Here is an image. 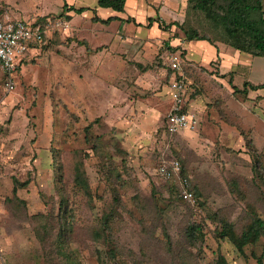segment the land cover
<instances>
[{"label":"rangeland","instance_id":"obj_1","mask_svg":"<svg viewBox=\"0 0 264 264\" xmlns=\"http://www.w3.org/2000/svg\"><path fill=\"white\" fill-rule=\"evenodd\" d=\"M0 1L26 18L62 21L16 68L12 90L0 70V264H264V234L243 251L220 236L222 220L238 232L264 220V89L236 91L244 71L221 78L219 60L187 61L188 102L196 98L200 123L172 138L168 55H188L181 29L178 47L151 40L83 72L95 61L59 15L70 0ZM252 59L248 77L264 83V56ZM91 103L99 104L93 116ZM166 157L183 161L193 202L158 175ZM77 164L88 191L75 182Z\"/></svg>","mask_w":264,"mask_h":264},{"label":"crops","instance_id":"obj_2","mask_svg":"<svg viewBox=\"0 0 264 264\" xmlns=\"http://www.w3.org/2000/svg\"><path fill=\"white\" fill-rule=\"evenodd\" d=\"M90 1L91 0H75L74 3V0H70V4H68L69 7H87L89 9H86L82 13H77L72 9L64 12L66 21H68L72 27L76 28V34L80 36L79 39L86 40V44L83 45V48H85L84 50L90 49L86 53L91 56V61H95L91 64L90 59H88L90 64H86L83 68V72L104 69L103 63L99 65V60L103 62L104 55L111 52L114 54L115 50L122 49L123 52H129V48H136L139 44V47L149 48V45L152 44L151 40L156 41L157 39L166 41L167 43L169 42V44L174 47L180 45L181 36L177 37L175 33L177 30L181 29L178 23L182 24L186 19L188 0H126L125 10L123 12L116 11L109 7H101L98 5V0H92L94 2ZM2 2H6L8 5L11 3L13 5H18L9 0H2ZM4 12L12 18L30 19L29 17L26 18L30 12H25L22 9L21 11L14 10L9 12L5 10ZM36 15L47 16L48 14H39L36 12ZM111 16H115L116 19L110 21L108 24H103L95 20L96 17L107 19ZM48 38H52V31L49 32L47 39ZM43 45L44 44H39L30 48L26 55L19 61L18 66L33 58V56H37L41 52ZM86 45H88V48ZM187 48L188 55L184 56V63L186 64L188 61L187 65H195L194 62H201V65L207 66L214 60H219L217 66L219 67V76H221V78H225L226 74L232 72L235 68H240L244 71V75L242 76L244 83L248 81L250 85L264 84L254 83L249 79L250 77H248L252 67V58L262 56H254L246 52H241L222 43L211 44L205 40H193L188 44ZM171 53L168 55V64L170 62ZM133 54H135V51ZM70 62L73 63L71 60ZM116 66L117 65L114 67ZM69 68H72V64L69 65ZM83 85L87 87L90 86L88 83L84 82ZM262 89L264 88L256 89L255 91L261 92ZM88 90H86L88 94L92 93L90 89ZM251 91L252 89H249L248 93ZM170 92V86H168L167 98L169 109L172 105ZM83 93L85 92L82 91L81 94L83 95ZM196 104V98L188 102L189 108L197 114L199 120ZM98 105V103H96V105L95 103H91V106L88 105L92 116L94 113L99 112ZM165 133L168 135L166 130ZM195 133L196 132H194V134Z\"/></svg>","mask_w":264,"mask_h":264},{"label":"trees","instance_id":"obj_3","mask_svg":"<svg viewBox=\"0 0 264 264\" xmlns=\"http://www.w3.org/2000/svg\"><path fill=\"white\" fill-rule=\"evenodd\" d=\"M263 1L264 0H188L186 19L182 24L178 23V26L189 42L193 40H205L211 44L222 43L241 52H246L254 56H264ZM98 5L123 12L125 10L126 0H98ZM69 9L77 13H82L89 8L69 7L68 4H65L59 15H65L64 12ZM4 11L2 6V13ZM114 19H116L115 16H111L107 19L95 18L96 21H102L104 23H109ZM57 20L61 19H57L55 15H53V17L47 15L35 19V24L40 26L44 31V40L39 44L42 45L47 41L48 32L52 31L50 28ZM196 22L198 24H196ZM39 44H35L34 46ZM260 88H264V84L250 85L248 81H245L244 89H236V91H242L244 94H247L249 89L256 90ZM168 135L172 138L175 136L169 133ZM172 159H177L182 163L181 175L189 178L185 172L183 161L180 158L166 157L163 158L161 162ZM61 176L63 177V174H60V177ZM189 181L193 190V183L190 178ZM75 182L82 187V189L84 188L86 191L89 190L86 172L80 164L76 165ZM14 192H17V186L14 187ZM194 195L196 196V192ZM105 224L106 228L110 227L108 220ZM222 225L223 228L221 229L220 236L224 238L228 237L239 251H243L244 247L248 244L257 243L264 234V220L257 216L251 219L250 223L247 224L242 232H238L234 223L230 222L228 219L222 220ZM112 253L114 254L112 257L114 260L115 252L112 251ZM114 264L123 263L117 260Z\"/></svg>","mask_w":264,"mask_h":264},{"label":"built area","instance_id":"obj_4","mask_svg":"<svg viewBox=\"0 0 264 264\" xmlns=\"http://www.w3.org/2000/svg\"><path fill=\"white\" fill-rule=\"evenodd\" d=\"M35 22L32 19L12 18L5 12L2 13L0 4V70L6 77V87L9 91L14 88L13 74L19 61L30 48L44 40V31ZM61 22L57 20L53 25L58 27ZM183 53L172 52L169 59L172 71L169 82L172 105L167 114L166 131L170 135L195 129L199 123L197 114L188 106L189 81L183 70L185 62ZM157 172L163 179L178 184L180 196L184 200L190 202L195 200L189 179L181 175L182 163L179 160L161 162Z\"/></svg>","mask_w":264,"mask_h":264}]
</instances>
